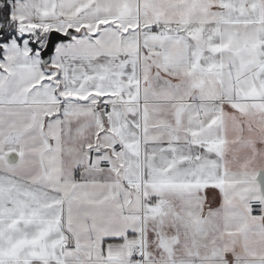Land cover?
Returning a JSON list of instances; mask_svg holds the SVG:
<instances>
[{
    "label": "snow or ice",
    "instance_id": "obj_1",
    "mask_svg": "<svg viewBox=\"0 0 264 264\" xmlns=\"http://www.w3.org/2000/svg\"><path fill=\"white\" fill-rule=\"evenodd\" d=\"M0 264H264V0H0Z\"/></svg>",
    "mask_w": 264,
    "mask_h": 264
}]
</instances>
